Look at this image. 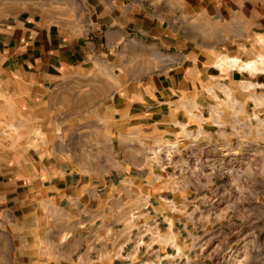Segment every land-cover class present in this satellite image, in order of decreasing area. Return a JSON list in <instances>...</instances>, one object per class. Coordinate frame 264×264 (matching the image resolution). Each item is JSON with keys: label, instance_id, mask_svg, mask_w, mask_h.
<instances>
[{"label": "crops", "instance_id": "1", "mask_svg": "<svg viewBox=\"0 0 264 264\" xmlns=\"http://www.w3.org/2000/svg\"><path fill=\"white\" fill-rule=\"evenodd\" d=\"M71 95V124L105 128L121 164L0 144V264H186L228 225L264 238V198L238 197L264 190V0H0V127ZM164 140L221 159L217 179L146 161Z\"/></svg>", "mask_w": 264, "mask_h": 264}, {"label": "rangeland", "instance_id": "2", "mask_svg": "<svg viewBox=\"0 0 264 264\" xmlns=\"http://www.w3.org/2000/svg\"><path fill=\"white\" fill-rule=\"evenodd\" d=\"M164 53V51H163ZM163 57H166L163 55ZM249 68V67H248ZM101 80H99L100 82ZM104 81V80H102ZM70 100L66 101L68 106H71L70 110H58L57 108L50 112L52 114L51 122L43 120L42 112L37 114L34 119L33 126H25L22 124L16 127H0V144L2 146L11 147L12 150H18V152L25 153L26 151L34 152V159L42 156V152H54L56 154H63L60 151H65L67 158L65 161L70 163L72 167L83 169L86 171H97L99 173H106L111 170L118 168L121 164V159L106 157L110 155L111 151L115 150L111 144L106 143L105 128H99L97 133H93V139H99L100 141L92 140L90 137L89 127L74 126V118L80 117L84 119V111H78L73 109L74 96L67 97ZM64 101L57 97L55 103ZM65 102V101H64ZM82 113V114H81ZM66 118V120H65ZM62 120L65 122V126H60L58 122ZM25 121L19 116V122ZM51 123V124H50ZM61 123V121L59 122ZM94 129V128H92ZM264 132V128H259ZM97 134V135H95ZM9 139H13L15 142L9 144L6 142ZM5 142V143H4ZM148 150V151H147ZM108 151V152H107ZM148 152V153H147ZM98 154V158H97ZM102 154V157H99ZM113 154H115L113 152ZM146 156L148 155L150 160L147 158L146 161H153L154 164L158 165V168L162 171H168L174 178L192 176V172H198L201 165H209L214 173L213 179H217V166L219 162L222 163L221 159L216 158L214 155H205L201 158L193 155L191 152L186 153L184 144L183 146L177 141H157L155 144H148L145 148ZM65 155V156H66ZM58 157L51 158L54 164L58 163ZM42 160L41 158H38ZM260 178V177H259ZM245 186V185H244ZM259 186V185H258ZM263 185L259 186L257 191H249L248 187L246 190L238 192V197L242 199L248 198H264ZM233 197V193L231 194ZM243 211H249V208H239ZM256 209V208H253ZM258 214L262 208L258 207ZM249 224H243V226ZM227 232L230 234V239L227 240L225 245L218 247V242H213L210 246H207L204 252L195 254L189 257V261L186 264H264V238H260L259 232H246L243 231L241 234L233 233V229L230 225L227 227ZM234 237L239 240L234 242ZM250 237H252V247L256 245L258 250L257 254L245 253V248L250 245ZM256 239V240H255ZM256 243V244H255Z\"/></svg>", "mask_w": 264, "mask_h": 264}, {"label": "bare ground", "instance_id": "3", "mask_svg": "<svg viewBox=\"0 0 264 264\" xmlns=\"http://www.w3.org/2000/svg\"><path fill=\"white\" fill-rule=\"evenodd\" d=\"M247 67H249V65H247Z\"/></svg>", "mask_w": 264, "mask_h": 264}]
</instances>
